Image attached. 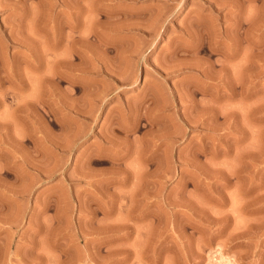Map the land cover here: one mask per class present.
<instances>
[{
  "label": "rangeland",
  "instance_id": "obj_1",
  "mask_svg": "<svg viewBox=\"0 0 264 264\" xmlns=\"http://www.w3.org/2000/svg\"><path fill=\"white\" fill-rule=\"evenodd\" d=\"M18 1L0 0V264H264V0H49L87 10L58 84Z\"/></svg>",
  "mask_w": 264,
  "mask_h": 264
},
{
  "label": "bare ground",
  "instance_id": "obj_2",
  "mask_svg": "<svg viewBox=\"0 0 264 264\" xmlns=\"http://www.w3.org/2000/svg\"><path fill=\"white\" fill-rule=\"evenodd\" d=\"M21 1V0H20ZM20 1H18L17 3H16V6L12 9L13 10V12L12 13H16L17 11L19 12V14L20 15H18L17 16V18H18V20L20 19V21L17 23L18 25H19V32L20 33H23V35L25 36V38L27 37V38H29L30 40H31V46L29 47L30 49H31V52L32 51H34V50H36V48L38 47V50H39V48H40V52H41V54H40V58L37 60L36 59V57L37 56H35V58L33 57L32 59H34V60H31V68H32V70L33 71H38L37 73L39 74V77L41 76V78H44V79H47V80H51L52 79V82H51V84L55 81H53V78H56L57 80H58V82H56L57 84L59 83V82H62L65 78V76H64V73H66V66L68 65V64H70L69 62H71L72 63V61H68V58L69 57H64V55L65 54H67V53H69V54H71V56H74L75 58H79V57H81V56H79L80 55V53H81V51H83V49H84V46H83V44H85L84 42H87L86 43V45L88 44V43H90L89 41H88V39L85 37V35L84 34H86V33H84L83 34V30H82V28H83V21H82V15L84 14V12H85V8L83 7V6H81L80 4L78 5L77 4V1H82V0H77L76 2H74V3H70V4H64L63 5V9H61V10H54V11H52L51 10V7L48 9V10H50L47 14L45 13V12H47L43 7H45L46 6V3L49 1V0H26L27 1V4H25L27 7H29L30 8V16H27V13H26V10H24L22 7H23V5H22V3L20 4L21 6H19V2ZM25 1V0H24ZM51 1V0H50ZM88 1V0H87ZM96 1L97 0H91V2H93V4H95L96 3ZM111 1V0H110ZM242 1H248L249 3L250 2H252V3H257L258 1H260V0H240V2H242ZM16 2V1H15ZM65 1H63V3H64ZM208 2V1H207ZM245 2V3H246ZM247 2V3H248ZM54 3V2H53ZM66 3V2H65ZM68 3V2H67ZM89 3V2H88ZM243 3V2H242ZM12 4V3H11ZM15 4V3H14ZM48 4V3H47ZM49 4H51V2H49ZM48 4V5H49ZM55 4V3H54ZM89 4H91V3H89ZM92 4V5H93ZM18 5V6H17ZM91 5V6H92ZM234 5V4H233ZM243 5V4H242ZM255 5V4H254ZM11 6V5H10ZM50 6V5H49ZM213 6V5H212ZM234 6H236V5H234ZM7 7H9V6H7ZM54 7V6H53ZM89 7V6H88ZM92 7H95L94 5L92 6ZM91 7V8H92ZM216 7V6H215ZM258 7H260V6H258ZM28 8V9H29ZM42 8H43V10H45L44 12H43V10H42ZM46 8V7H45ZM86 8H87V6H86ZM90 8V7H89ZM264 8V7H263ZM3 9H5L4 7H3ZM10 9V8H9ZM27 9V8H26ZM252 9V8H251ZM257 9V8H256ZM36 10V11H35ZM41 10V11H40ZM92 10V9H91ZM97 10V9H96ZM95 10V11H96ZM127 10V9H126ZM87 11V10H86ZM17 12V13H18ZM89 12H91L90 10L88 11V15L90 14V17H91V15H92V13H93V10H92V12L91 13H89ZM100 12V11H99ZM158 12V11H157ZM238 12V11H237ZM241 12V11H240ZM239 12V13H240ZM254 12V11H253ZM45 15H44V14ZM61 13H66L68 16H67V18H61L60 17V14ZM86 13V12H85ZM98 13V12H97ZM137 13V12H136ZM95 14V13H94ZM93 14V15H94ZM238 14V13H237ZM96 15H98V14H96ZM156 15V14H155ZM159 15V14H158ZM160 16V15H159ZM66 17V16H65ZM93 17V16H92ZM91 17V18H92ZM97 17V16H96ZM112 17V16H111ZM119 17V16H118ZM140 17V16H139ZM252 17L254 18L255 17V15L253 16L252 15ZM90 18V19H91ZM95 18V17H94ZM115 18V17H114ZM153 18H155V16L153 17ZM119 19V18H118ZM159 19H161V18H159ZM15 20V19H14ZM97 20V19H96ZM106 20H108V19H106ZM140 19H138V21H139ZM155 20H158V18H155ZM197 20H199V19H197ZM202 20V19H201ZM241 20V19H240ZM244 20V19H243ZM17 21V20H16ZM30 22V24H31V28H30V26H29V28L31 29H25V27L23 26V25H21L23 22L25 23V22ZM152 21H153V23H154V20L152 19ZM160 21V20H159ZM251 21V20H250ZM89 22H91V21H89ZM111 22V21H110ZM113 22V21H112ZM111 22V23H112ZM156 22V21H155ZM238 22V21H237ZM237 22L235 23L237 26H236V28L238 27V25H240V23L241 22H238L239 24H237ZM246 22V21H245ZM248 22H249V20H248ZM256 21L254 20V22H249V24L251 23V25L254 27L255 25L254 24H252V23H255ZM98 23V22H97ZM150 23H152V22H150ZM149 23V27H151V26H153V24H150ZM158 23V22H157ZM156 23V24H157ZM17 24H16V26H17ZM99 24V23H98ZM101 24V23H100ZM110 24V23H109ZM115 24V23H114ZM113 24V25H114ZM199 24H201V23H199ZM25 25V24H24ZM96 21L94 22V20H93V22H92V28L89 30V33H90V31L92 30V36L91 37H93L94 38V40H100L101 41V39H102V37H100V36H98V31L99 30H97V32H96ZM102 25V24H101ZM111 25V28H109V29H112V24H110ZM151 25V26H150ZM159 25V24H158ZM117 26H118V24H117ZM116 26V27H117ZM251 26V27H252ZM49 28V30L47 31V30H44L45 28ZM129 27V26H128ZM252 27V29H254ZM90 28V27H89ZM115 28V27H114ZM124 28V27H123ZM126 28V27H125ZM155 28H156V26H155ZM235 28V29H236ZM239 28V27H238ZM117 29H120V28H117ZM256 29V28H255ZM123 30V29H122ZM137 32H138V34H140L141 35V38H142V36L143 35H145L147 32H145L144 31V27H142L141 25H139L138 27H137ZM162 30V32H163V29H160V31ZM102 31V30H101ZM106 31H107V29H106ZM105 31V32H106ZM112 31V30H111ZM110 31V32H111ZM257 31V30H256ZM42 32H44V33H46L47 34V40L44 42V43H42V42H40L39 41V37L37 38V33H38V35H39V33L40 34H42ZM104 32V33H105ZM108 32V31H107ZM110 32H109V34H110ZM115 32V31H114ZM150 32V31H149ZM148 32V33H149ZM153 32H154V30H153ZM155 32H156V29H155ZM205 32V31H204ZM207 32V31H206ZM237 32V31H236ZM100 33V32H99ZM103 33V34H104ZM112 33H113V31H112ZM147 33V34H148ZM164 33V32H163ZM107 34V33H106ZM152 34V33H151ZM150 34V35H151ZM154 34V33H153ZM161 34V33H160ZM22 35V34H21ZM89 35V34H88ZM101 36H102V34H101ZM103 36H105V35H103ZM203 36V35H202ZM161 37V36H160ZM24 38V37H23ZM101 38V39H100ZM106 38H107V35H106ZM201 38V37H200ZM203 38V37H202ZM22 39V38H21ZM29 39H27V40H29ZM41 39V38H40ZM46 39V38H45ZM86 39V40H85ZM204 39V38H203ZM203 39H201V40H203ZM18 40V39H17ZM16 40V41H17ZM29 40V41H30ZM85 40V41H84ZM91 40H93V39H91ZM195 40V39H194ZM21 41V40H20ZM99 41V42H100ZM103 41V40H102ZM102 41H101V43H102ZM139 41V40H138ZM141 41V40H140ZM205 41V40H204ZM216 41V40H215ZM94 42V41H93ZM28 44H30L29 42H27ZM26 43V46H25V48L27 49L28 48V44ZM97 43H98V41H97ZM105 43V42H104ZM193 43V42H192ZM197 43V42H196ZM195 43V44H196ZM202 41H198V43L195 45L194 43H193V45H195L196 47H194V49H191L192 51H197V52H199V51H202L203 50V47H204V45H202ZM206 43V42H205ZM21 44H22V42H21ZM92 44V43H91ZM95 44V43H94ZM206 44H208V43H206ZM20 45V44H19ZM141 45V44H140ZM189 45V44H188ZM98 46V45H97ZM138 46V45H137ZM264 46V45H263ZM141 47V46H140ZM192 47V46H191ZM209 47V46H208ZM252 47L253 48H255L256 46H255V44H252ZM91 48H93L92 46H91ZM126 48V47H125ZM136 48V47H135ZM29 49V50H30ZM134 49V48H133ZM204 49H205V47H204ZM91 49H89V51H90ZM135 50V49H134ZM211 50H213V49H211ZM253 50V49H252ZM88 51V50H87ZM205 51V50H204ZM214 51V50H213ZM35 52H37V51H35ZM34 52V53H35ZM39 52V53H40ZM193 52V53H194ZM210 52H212V51H210ZM38 53V52H37ZM134 53V52H133ZM187 53V52H186ZM33 54V53H32ZM35 55V54H34ZM49 58V56H50V61H49V59L48 58H46V56ZM68 55V54H67ZM83 55V54H82ZM45 56V57H44ZM70 56V55H69ZM74 57H73V59H74ZM90 57V56H89ZM189 57V56H188ZM44 58H46V61H45V63H44V67L42 66L43 64L41 63V61L42 60H45ZM81 59V58H80ZM79 59V60H80ZM203 59V58H202ZM205 61H206V59H204ZM204 60H203V62H204ZM209 61V60H208ZM214 61H216V60H214ZM48 62V63H47ZM81 62V61H80ZM92 62V61H91ZM184 62V61H183ZM182 62V63H183ZM218 62V61H217ZM216 62V63H217ZM222 62V61H221ZM79 63V62H78ZM82 63V62H81ZM81 63H79V65L81 64ZM185 63V62H184ZM251 63V65H249L248 66V68H249V70H250V72H252L250 75H249V78H250V80L251 79H254V74H253V71H254V67H255V65H254V63L252 64V62H250ZM50 66V68L49 69H51L52 70V72L46 67V66H48V65ZM77 64V63H76ZM179 64V63H178ZM201 64V63H200ZM206 64V63H205ZM220 64H222V63H220ZM187 65V64H186ZM197 65V64H196ZM210 65H211V63H210ZM210 65H208V67L210 66ZM76 65H74L73 64V69H74V67H75ZM176 66V65H175ZM174 66V67H175ZM179 66V65H178ZM182 66V65H181ZM181 66H179V67H181ZM220 66H222L223 68H224V66L223 65H220ZM68 67H69V65H68ZM80 67V66H79ZM189 67H191V66H189ZM188 67V68H189ZM225 67H227V66H225ZM48 69V73H49V71H50V73L48 74L47 72H46V70L45 69ZM177 68V67H176ZM186 68V67H185ZM192 68V67H191ZM198 68V67H197ZM196 68V69H197ZM201 68V67H200ZM199 68V69H200ZM220 68V67H219ZM223 68H220V70L218 69V71L220 72H222L223 70H221V69H223ZM68 69V68H67ZM157 69V68H156ZM180 69V68H179ZM195 69V68H194ZM204 67H203V71H204ZM227 69V68H226ZM64 70H66L65 72H64ZM76 70V69H75ZM182 70V69H181ZM189 70V69H188ZM202 70V69H201ZM209 70V69H208ZM207 70V71H208ZM70 72L72 71V70H69ZM158 71V70H157ZM176 71V70H175ZM202 71V72H203ZM205 71H206V69H205ZM159 72V71H158ZM200 73V72H199ZM218 73V72H217ZM223 74H224V72H223ZM222 74V75H223ZM202 75V74H201ZM209 75V74H208ZM219 75V74H218ZM205 76V77H204ZM204 78H206V74L204 73ZM210 76V75H209ZM38 77V78H39ZM219 77V76H218ZM222 77V76H221ZM226 77V76H225ZM228 77V76H227ZM235 77V76H234ZM38 78H36L37 80H38ZM41 78H39V79H41ZM208 78V77H207ZM206 78V79H207ZM220 78V77H219ZM219 78H216V79H219ZM229 78H230V75H229ZM228 78V79H229ZM236 78V77H235ZM233 79V77H231V79L230 80H232L231 81V83H229L230 82V80H228L227 78V80L229 81V82H226L225 83V81L226 80H224V83L225 84H227V83H229L230 84V88H228V90L230 91L229 92V94H227V98L228 99H230V100H232L233 101V99H236L237 98V96H239V94H236V88H237V86L238 85H240L241 83H239L238 82V80L239 79ZM0 79H1V77H0ZM44 79H42V80H44ZM210 79V78H209ZM225 79V78H224ZM256 79V78H255ZM42 80H41V82H42ZM222 80V79H221ZM211 81V80H210ZM252 81V80H251ZM251 81H250V83H251ZM1 82H2V79H1ZM1 82H0V84H1ZM44 83H45V81H43ZM42 82V83H43ZM48 82V81H47ZM118 82V81H117ZM218 82H219V80H218ZM252 82H254V80L252 81ZM56 83L54 84V85H56ZM249 83V84H250ZM202 84V83H201ZM218 84V83H217ZM216 84V85H217ZM228 84V85H229ZM41 85V84H40ZM215 85V86H216ZM42 86H43V84H42ZM50 87H51V85H49ZM226 86V85H225ZM251 86H253V84L251 85ZM54 87V86H53ZM56 87V86H55ZM216 87H218V86H216ZM221 87V86H220ZM227 87V86H226ZM44 88V87H43ZM200 88V87H199ZM197 89V88H196ZM52 90V89H51ZM55 90H56V88H55ZM200 90V89H199ZM227 90V89H226ZM200 92H202L203 93V91H201L200 90ZM52 93L54 94V90L52 91ZM58 93H59V91H58ZM201 93V94H202ZM51 94V93H50ZM50 94H48V95H50ZM52 94V99H53V97H54V95ZM56 94V93H55ZM182 94V93H181ZM192 94V93H191ZM58 95H60V94H58ZM156 95H158V94H156ZM178 95H180V94H178ZM193 95V94H192ZM56 96H57V94H56ZM55 96V97H56ZM61 96V95H60ZM159 96V95H158ZM50 97H51V95H50ZM54 97V98H55ZM145 97V96H144ZM192 97V96H191ZM60 99H61V97H59ZM51 99V100H52ZM57 99V98H56ZM144 99V98H143ZM32 100V99H31ZM54 100V99H53ZM58 100V99H57ZM179 100H180V97H179ZM237 100V99H236ZM59 101V100H58ZM63 101V100H62ZM72 101V100H71ZM75 101V100H74ZM229 101V100H228ZM31 102V101H30ZM54 102V101H53ZM59 102H61V101H59ZM58 102V103H59ZM91 102V101H90ZM140 102V101H139ZM51 103V102H50ZM55 103H57V102H55ZM100 103V102H99ZM141 103V102H140ZM75 104V103H74ZM159 104V103H158ZM56 105V104H55ZM160 105V104H159ZM204 105V104H203ZM54 106V105H53ZM17 107V106H16ZM19 107V106H18ZM70 107H71V105H70ZM156 107V106H155ZM154 107V108H155ZM20 108V107H19ZM72 108V107H71ZM153 108V109H154ZM205 108V107H204ZM13 109V108H12ZM50 109H52V108H50ZM73 109V108H72ZM15 110H18L17 108L15 109ZM22 110V109H21ZM77 110V109H76ZM92 111H93V109H91ZM20 111V110H19ZM25 111V110H24ZM53 111V110H52ZM90 111V110H89ZM16 112H18V111H16ZM61 112V111H60ZM77 112V111H76ZM157 112V111H156ZM14 113H15V111H14ZM13 113V114H14ZM229 113V112H228ZM55 115H57V114H55ZM234 117V114L233 113H229V114H227L226 116H224V120H225V122H226V124H227V126H231L232 127V125L233 124H235V122L236 121H234L235 120V118H233ZM137 118H138V116H137ZM237 118V117H236ZM137 121H138V119H137ZM56 122V121H55ZM58 122V121H57ZM133 127V126H132ZM234 127V126H233ZM236 127V126H235ZM134 129V128H133ZM128 132V131H127ZM125 133V132H124ZM106 137V136H105ZM106 139V138H105ZM107 140V139H106ZM101 142V141H100ZM109 143H110V141H109ZM110 146L112 145V144H109ZM119 146V145H118ZM108 149H109V147H107ZM117 148V147H116ZM111 150V149H110ZM115 151V150H114ZM127 153H128V151H127ZM126 154V153H125ZM129 154V153H128ZM142 155V154H141ZM124 156V155H123ZM126 156V155H125ZM125 156H124V158H125ZM127 157H129V156H127ZM143 157V156H142ZM140 159V158H139ZM123 160V159H122ZM117 162V161H116Z\"/></svg>",
  "mask_w": 264,
  "mask_h": 264
}]
</instances>
